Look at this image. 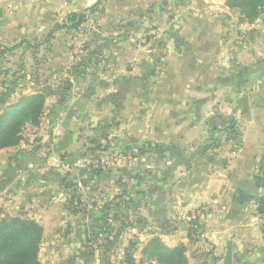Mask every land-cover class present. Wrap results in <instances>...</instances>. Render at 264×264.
<instances>
[{
  "label": "crops",
  "instance_id": "obj_1",
  "mask_svg": "<svg viewBox=\"0 0 264 264\" xmlns=\"http://www.w3.org/2000/svg\"><path fill=\"white\" fill-rule=\"evenodd\" d=\"M97 2L53 0L47 7L58 11L52 20L40 14L42 1L0 0V44L37 39ZM198 2V11L186 9L179 17L174 36L180 51L168 47L160 80L144 62L100 65L92 77L94 67L78 66L67 84L73 93L53 100L42 120L39 147L22 143L0 151V206L52 236L55 264L65 263L66 249L81 248L84 264H106L111 249L121 252L113 258L118 262L133 236L140 249L155 237L171 248L184 245L189 264H225L229 242L233 264H264L257 214V198L264 196V22L241 23L226 0ZM230 120L238 138L225 130ZM98 124L111 127L104 138L108 150L146 144L151 150L143 160L124 156L117 168L94 171L87 132ZM160 149L163 155L153 158ZM242 194L248 199L241 203ZM71 198L86 204L87 214L74 212ZM193 210L204 212L191 238L187 217ZM119 213L130 229L121 227ZM98 227L115 237L99 246V258L98 245L86 240Z\"/></svg>",
  "mask_w": 264,
  "mask_h": 264
},
{
  "label": "rangeland",
  "instance_id": "obj_2",
  "mask_svg": "<svg viewBox=\"0 0 264 264\" xmlns=\"http://www.w3.org/2000/svg\"><path fill=\"white\" fill-rule=\"evenodd\" d=\"M37 1H42L46 7V9L42 8L40 14L44 17L49 16V18L55 20L58 11L54 10L53 12L56 14H53L47 10L48 5H52L53 0ZM198 8L200 9L198 0H106L94 12L87 11L88 9L77 10L75 14H84L86 18L85 22L77 29L72 28L73 22L69 19L74 13H70L66 17H63V21L60 23L51 24V27L49 29L46 28L44 34L37 39L27 40L21 38L14 42H1L0 53L2 51L4 53L0 56V100L5 102V106H10L17 104L22 96L36 93L45 94L46 101L40 121L41 125L44 119L47 120L46 112L55 105L54 102L73 93L72 89H69L67 85L68 81L71 80L70 72L84 62L88 63L85 65L94 67L91 70V77L96 75L94 71L96 69L97 72V68L100 65L102 67L105 66L103 68H118V65L133 67L144 62L158 72L157 79L160 80L159 78L165 66H167L168 47L170 49L174 48L175 51H180V42L177 40L178 37L174 36L179 17L186 9L196 12ZM62 16L64 15L62 14ZM0 17H2L1 12ZM241 20L240 17V22ZM255 20L252 22L243 21L241 23L252 25L256 24ZM168 33L172 35H169L170 40L167 42ZM230 33L232 34V32ZM121 37L124 40L120 46L115 47V45H119ZM112 40L113 45L111 46ZM106 44H109L111 47H108ZM81 67L84 69L87 66ZM3 108L4 106H0V115ZM40 125L33 126L27 123L21 133L22 140L17 146L23 143L29 145L31 148H38ZM109 128L111 129L110 126L105 124H98L87 132V135H89L88 145L92 148L90 150L92 162L105 156H112L117 151L115 148L108 153L94 150L97 145H100L101 148L102 146H107L104 138L106 139L105 135L111 132ZM45 132L47 133L46 130ZM102 133L103 135H101ZM96 141H99L98 144H95ZM143 148L151 150V146ZM158 148L157 146L156 150ZM236 150L237 148L230 155L233 156ZM119 151L123 157H129L131 162L134 160L140 161L146 157L138 155L137 149H133L130 154H125L123 150ZM159 151L161 153L158 157L153 156V158L158 159L163 155L162 150L160 149ZM147 154L148 152H146ZM148 158L150 159V157ZM0 160H3L2 155H0ZM0 208L3 216H9L3 207L0 206ZM71 209L82 215L87 214V211H89V209L87 210V205H83L81 202L75 204ZM122 214L125 213H119L118 216L119 218L121 217L120 220L125 224L121 227L125 230L130 229L129 219ZM122 217L125 221L122 220ZM81 222L83 223L82 219ZM99 223L97 220L96 224ZM95 233H97V237L94 238ZM133 237L127 241L126 246L122 249V259L116 262L113 258L118 257L117 254L120 255L121 252L111 249V251H108L106 264H158L157 261L143 256L142 251L146 243L140 249L138 243H134L135 239ZM51 238L52 236L49 237L44 232L39 249L40 264H55L58 262L51 255L54 249H48V243ZM86 240L92 242L93 248L95 244L98 245L97 256L99 258L104 251L99 246H103L105 240L112 243L115 237L112 236V233L107 234L98 227L96 231H91L89 235L86 234ZM131 247H133V261L129 263L127 249ZM139 249L143 257L140 259L141 262L137 263L134 257L139 252ZM91 251L97 252L96 249H92ZM65 252L64 264H84L82 261L83 252H86L84 249H66ZM76 253H81L79 255L81 259L76 260Z\"/></svg>",
  "mask_w": 264,
  "mask_h": 264
},
{
  "label": "trees",
  "instance_id": "obj_3",
  "mask_svg": "<svg viewBox=\"0 0 264 264\" xmlns=\"http://www.w3.org/2000/svg\"><path fill=\"white\" fill-rule=\"evenodd\" d=\"M106 0H98L97 4L87 11L94 12ZM264 0H227V6L233 11H237L241 16V22L254 21ZM84 14H73L70 21L73 22L72 28L77 29L85 22ZM1 47V46H0ZM5 51V50H4ZM4 52L0 53V56ZM87 62L80 64L86 66ZM78 67V66H77ZM46 95L36 93L22 96L17 104L5 106V102L0 100V106H4L0 115V151L6 148L15 147L22 140V130L27 123L38 126L44 112ZM236 122L230 120L226 126V131L236 134ZM236 138L237 134H236ZM96 141L95 144H98ZM150 146V144H147ZM144 145L138 147V155L146 154ZM213 145V144H212ZM211 145V146H212ZM210 146L205 148L208 150ZM94 150L108 153V146L102 148L97 145ZM133 149L123 150L125 154L132 153ZM78 204L75 198L69 200L72 208ZM257 214H264V196L257 198ZM75 212V211H74ZM197 229H190L189 236L193 238L197 235ZM44 229L36 221L22 216H3L0 208V264H40L39 249L43 240ZM132 248H128V261L132 263ZM143 256L150 260L157 261L158 264H189L187 258V248L184 245L168 247L160 238L155 237L149 240L142 251Z\"/></svg>",
  "mask_w": 264,
  "mask_h": 264
},
{
  "label": "built area",
  "instance_id": "obj_4",
  "mask_svg": "<svg viewBox=\"0 0 264 264\" xmlns=\"http://www.w3.org/2000/svg\"><path fill=\"white\" fill-rule=\"evenodd\" d=\"M257 24L264 22V2L261 8L259 9L258 16L255 20ZM237 152L233 153L232 157H236ZM123 156L120 154V151H116L112 156H105L100 158L99 160H95V162H92V160L89 161V165L91 166V169L94 171H100L104 169H115L119 166L121 163ZM258 208V205H257ZM204 211L201 210H193L189 213L187 217L188 226L190 229H197L200 218L202 217ZM258 221L261 226V230L264 236V214H258Z\"/></svg>",
  "mask_w": 264,
  "mask_h": 264
},
{
  "label": "water",
  "instance_id": "obj_5",
  "mask_svg": "<svg viewBox=\"0 0 264 264\" xmlns=\"http://www.w3.org/2000/svg\"><path fill=\"white\" fill-rule=\"evenodd\" d=\"M243 199H248L244 194H242L239 198V201L242 203ZM225 264H233V244L229 242L227 244V255L225 259Z\"/></svg>",
  "mask_w": 264,
  "mask_h": 264
}]
</instances>
